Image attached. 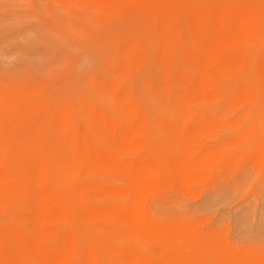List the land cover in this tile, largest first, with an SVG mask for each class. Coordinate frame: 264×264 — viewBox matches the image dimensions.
<instances>
[{
  "label": "bare ground",
  "instance_id": "1",
  "mask_svg": "<svg viewBox=\"0 0 264 264\" xmlns=\"http://www.w3.org/2000/svg\"><path fill=\"white\" fill-rule=\"evenodd\" d=\"M33 1L94 22L102 44L77 66L87 75L76 103L0 97V264H204L200 254H221L160 221L148 198L229 167V152L194 156L197 140L218 135L212 114L241 115L226 140H264V0ZM112 21L129 33L101 37ZM262 145L244 148L264 173Z\"/></svg>",
  "mask_w": 264,
  "mask_h": 264
},
{
  "label": "rangeland",
  "instance_id": "2",
  "mask_svg": "<svg viewBox=\"0 0 264 264\" xmlns=\"http://www.w3.org/2000/svg\"><path fill=\"white\" fill-rule=\"evenodd\" d=\"M90 7L88 4V10ZM96 27L66 8L33 0H0V97L46 100L55 95L60 101L69 97L76 103L74 90L82 87L87 75L77 66L83 53H93L92 49L102 44L94 36ZM104 27L103 38L112 31L129 33L131 29L121 21L104 23ZM143 79L138 76L135 92L138 100L150 107L149 83ZM158 83L165 84L163 80ZM4 117L5 111H0V122ZM240 118L230 109L212 114L218 135L214 140H197L193 147L197 157L210 149L234 157L220 175L193 184L181 195L165 192L149 194L148 198L160 221L221 253L216 257L200 254L204 264H234L233 260L237 264H264V173L253 166L244 148L262 145L264 140H226L234 129L231 125ZM250 124L256 122L251 120ZM144 141L137 140L138 145Z\"/></svg>",
  "mask_w": 264,
  "mask_h": 264
}]
</instances>
